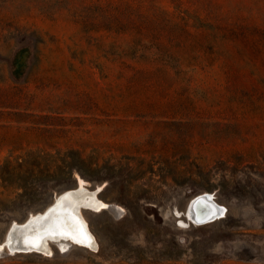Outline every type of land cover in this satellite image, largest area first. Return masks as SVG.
<instances>
[{
	"label": "rangeland",
	"instance_id": "obj_1",
	"mask_svg": "<svg viewBox=\"0 0 264 264\" xmlns=\"http://www.w3.org/2000/svg\"><path fill=\"white\" fill-rule=\"evenodd\" d=\"M0 264H264V0H0Z\"/></svg>",
	"mask_w": 264,
	"mask_h": 264
},
{
	"label": "water",
	"instance_id": "obj_2",
	"mask_svg": "<svg viewBox=\"0 0 264 264\" xmlns=\"http://www.w3.org/2000/svg\"><path fill=\"white\" fill-rule=\"evenodd\" d=\"M205 205L208 207H212V205H215L216 210L215 212H212L211 214L207 215V213L203 212L204 214H197L198 212H201L204 210ZM188 207V208H187ZM186 209L190 211L191 213V219H188L191 223H194L196 225L204 224L207 222H210L218 217H221L224 212V207L222 205H218L217 203H214V200L212 199L211 194L209 193H200L195 196H193L188 204ZM12 242H16L15 240H12ZM16 244V243H15ZM35 250V249H32ZM30 251V250H29Z\"/></svg>",
	"mask_w": 264,
	"mask_h": 264
},
{
	"label": "bare ground",
	"instance_id": "obj_3",
	"mask_svg": "<svg viewBox=\"0 0 264 264\" xmlns=\"http://www.w3.org/2000/svg\"><path fill=\"white\" fill-rule=\"evenodd\" d=\"M64 195H65V194H64ZM63 197H64V196H63ZM214 203H215V202H214ZM67 205H68V204H66V207L64 208V210H65L66 208L68 209ZM215 207H216L215 205H212L211 208L205 205L204 210H202L201 212H198L197 214H201V215H202V214H204L203 212H205V213H207V215H209V214H211L212 212H215V210H216ZM60 208H61V207H60ZM58 210H59V209H58ZM188 211H189V210H188ZM57 213H58V211H57ZM190 214H191V213H190V211H189V212H188V216H189V218L191 219L192 216H191ZM69 215H70V214H69V212H68V217H69ZM63 216H64V214H63ZM71 216H72V214H71ZM64 217H65V216H64ZM64 217H63V218H64ZM66 217H67V216H66ZM61 218H62V217H61ZM72 218H73V216H72ZM74 218H75V217H74ZM64 219H65V218H64ZM76 221H77V220H76ZM44 222H45V221H44ZM48 222H49V221H48ZM50 222H51V221H50ZM52 222H53L54 225H55L56 222H54V221H52ZM59 222H60V221H58V224H59ZM60 223H61V222H60ZM77 223L80 224V222H78V221H77ZM44 224H45V223H44ZM79 224H78V227H80ZM62 225H63V224H61L60 226H62ZM67 225L70 226L71 223H70V224H67ZM60 226H59V228H60ZM74 226L76 227V223H74ZM75 227H74V230H75ZM48 228H49V227H48ZM48 228H47V229H48ZM53 228H54V227H53ZM59 228H58V229H59ZM64 228H65V227H64ZM69 228H70V227H69ZM69 228L66 229V230H69ZM76 228H77V227H76ZM58 229H57V230H58ZM60 229H61V228H60ZM43 230H44V229H43ZM51 230H52V229H51ZM48 231H49V230H48ZM54 231H56V230H54ZM59 231H61V230H59ZM51 232H53V231H51ZM51 232H50V233H51ZM56 232H58V231H56ZM45 233H46V232H42V234H45ZM54 233H55V232H54ZM54 233H53V234H54ZM11 236H12V238H13L14 234L11 233ZM45 244H46V242H45ZM45 244H44V245H45ZM19 247H20V249H18V250H26V249L24 248V247H25L24 245H21V244H20V245L18 246V248H19ZM42 249H43V248H42ZM42 249H41V251H42Z\"/></svg>",
	"mask_w": 264,
	"mask_h": 264
}]
</instances>
